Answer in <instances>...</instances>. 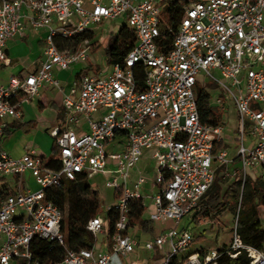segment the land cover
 <instances>
[{"label":"built area","instance_id":"built-area-1","mask_svg":"<svg viewBox=\"0 0 264 264\" xmlns=\"http://www.w3.org/2000/svg\"><path fill=\"white\" fill-rule=\"evenodd\" d=\"M161 10L155 0L0 2V64L10 63L7 40L24 34L23 17L32 28L48 31L39 68L0 84V264H15L21 258L31 264L33 243L39 238L66 247L57 264L115 260L124 264L123 259L138 249L154 253L153 264H219L222 253L236 258L243 252L250 264H264V242L260 248L249 245L239 231L248 176L264 182V0H198L187 5L169 48L161 39ZM120 17L136 34V44L121 64L111 65L108 72H83L64 92L66 118L51 130L60 168L48 166V159L34 147L20 157L2 148L6 129L22 118L23 103L46 85L61 90L55 72L88 60L90 40L76 49L60 50L55 37L95 33L94 25ZM138 72L144 76L142 84ZM202 72L228 96V100L217 96L212 104L221 109L231 104L238 114V170H230L235 158L221 145L224 124L203 123L200 118L195 87L202 82ZM246 133L254 139L249 146ZM147 149L153 150L159 187L148 219L172 225L154 238L140 240L130 210L134 199L143 198L140 188L145 178L132 187L129 175ZM222 165L226 174L242 177L233 243L223 252H189L196 235L178 224L194 213ZM79 173L88 179L109 175L106 185L121 193L108 207L119 214L114 232H107L104 217H93L87 228L95 235L94 246L73 249L62 231L63 209L47 200L46 189L61 187ZM27 174L35 179L36 189L23 185ZM259 211L264 218V203ZM98 233L107 235L105 247L98 245ZM152 257L141 264H150Z\"/></svg>","mask_w":264,"mask_h":264},{"label":"trees","instance_id":"trees-1","mask_svg":"<svg viewBox=\"0 0 264 264\" xmlns=\"http://www.w3.org/2000/svg\"><path fill=\"white\" fill-rule=\"evenodd\" d=\"M2 0H0L1 2ZM187 0H167V7L161 10V39L163 44L169 48L172 45L174 36L178 31L180 21L184 15V5ZM95 33L91 31L75 34L71 37H64L58 34L55 37L60 50L68 47L76 49L85 40H94ZM95 41L94 44H96ZM136 44V34L125 24L116 36L113 37L110 46L106 49V58L109 65L122 63L127 53ZM139 84L143 83V74L137 73ZM195 94L197 98L198 110L203 123L218 125L222 123V112L212 104L213 92L208 90L201 81L196 83ZM10 129H6L8 135ZM6 135V136H7ZM53 153L47 165L60 168L57 160L59 149L54 141ZM235 160L239 161V157ZM226 166L222 165L217 169L214 184L201 199L192 217L197 222V218H215L228 208L236 209L240 201V186L242 179L234 178L232 182L225 185ZM121 190H116L115 197H119ZM46 198L54 202L63 209L64 219L62 221V231L67 237V246L73 249L91 248L95 244V235L87 228L89 220L100 215L101 197L99 191L88 181L86 173H79L75 180L67 181L61 187H49L46 189ZM264 203V182L257 179L255 183L247 180L242 195L239 211V231L243 241L255 247H262L264 242V227L260 217L259 205ZM147 206L143 198L134 199L131 203V218L135 224L141 225L144 231H153V222L144 216ZM119 214L115 209H110L105 214V227L107 232H114L115 224ZM34 257L31 264H57L62 260L66 247L57 241L39 238L33 243ZM205 250H201L204 252ZM221 252L225 249H220ZM158 257V256H156ZM27 259H19L15 264H27ZM219 264H250V259L243 252L236 258L222 253Z\"/></svg>","mask_w":264,"mask_h":264},{"label":"rangeland","instance_id":"rangeland-1","mask_svg":"<svg viewBox=\"0 0 264 264\" xmlns=\"http://www.w3.org/2000/svg\"><path fill=\"white\" fill-rule=\"evenodd\" d=\"M125 24V18L120 17L94 25L93 28L95 30L96 37L91 41V44L89 45L90 50L88 60L82 65H86L89 70L96 72L102 70L104 67H111V65H109L107 62L105 52L106 49L110 46L113 37L117 35L122 26H124ZM95 41H97L96 44H94ZM65 49L72 50L74 49V47H68ZM204 74V72H202L201 74L202 84H204L208 90L214 93L212 100L217 96H220L222 99L228 100V96L222 90L220 84L213 79L208 80V77L204 76ZM203 76L205 79L202 78ZM219 110L220 112H222V123L225 127L224 144L230 153V158H235L238 154V148L241 143V140H239L238 120L231 107H227L226 109L219 108ZM18 135L20 136V144H22L23 146L27 144L34 145L42 157L48 159L49 157L56 155L53 153L52 147L54 139L51 132L19 133ZM245 142L246 145L249 146L252 142H254V139L248 133H246ZM229 168L230 170H238L240 168V162L238 160H235V162H233ZM225 169H227V167ZM154 174L155 173L153 172V175ZM228 174H226L225 171V176L223 178V182L225 185L230 184L234 178L242 179L240 175L233 177L230 175V173ZM108 178L109 175L104 176L103 174H99L88 179L89 183L99 191L102 201L100 212V215L102 217H105V214L108 211V207L110 205H113L117 200L115 197V189L109 188L106 185V180ZM256 180L257 179L254 176H248L249 182L255 183ZM26 184H30L33 189H36L38 186L35 179L32 176H29V174L26 175L23 182V185ZM143 200L145 205L150 203V199L148 198H144ZM153 211L154 207H149V210L146 209L144 216L148 218V215ZM237 213L238 207L235 210L232 209V207H228L222 213V215L218 217H210L207 219L199 216V218H197V222L192 219L193 213L184 216L178 224V227L180 229L188 228L189 230H192L196 235V239L191 245L189 252H200L203 249L210 251L230 248L234 240L233 228L235 226ZM152 224L154 227L153 231H144L141 225H137L136 229L138 230L140 240L151 239L157 232H159L160 229L172 225V223L169 222L165 225L159 222H153ZM262 224L264 227V218H262ZM97 239L98 245L101 244L104 247L107 245V235H105L104 233H98ZM152 255L153 257L150 261V264H153L156 261L154 257L155 254L149 251H144L143 249H138L136 252L130 255V257L124 258L123 261H132L134 262V264H141L144 259H148Z\"/></svg>","mask_w":264,"mask_h":264},{"label":"crops","instance_id":"crops-1","mask_svg":"<svg viewBox=\"0 0 264 264\" xmlns=\"http://www.w3.org/2000/svg\"><path fill=\"white\" fill-rule=\"evenodd\" d=\"M155 1L159 3L162 10L168 5L167 0ZM195 1L198 0H187L183 6L184 9L187 5ZM23 21L27 24L24 34L7 40L6 51L10 63L9 65L0 64V84H7L13 76H25L36 71L41 62L45 59L44 52L47 45L46 37L48 31L43 28H32L28 25V21L25 17H23ZM109 70L110 67L108 66L96 72L89 70L86 65L76 64L70 70L56 71L55 75L60 79L63 88L60 90L46 85L40 89L38 95L33 97L30 101L24 102L22 105V118L20 120L12 121L11 126L9 127L10 132L1 143V147L6 149L13 157L22 156L28 147L36 148L32 144H27L25 146L20 144V136L18 134L51 132L54 127L60 125L66 118V109L63 105V94L69 89L72 82L75 79H78L80 75L86 71L102 73L108 72ZM227 107L232 108L238 120V114L234 107L231 104H228ZM221 145L225 146L224 141ZM49 160L50 157L48 158V161ZM156 166V161L153 158V150L147 149L137 165L130 171L129 175V182L132 187L140 177L145 178V182L142 184L140 192L143 199H150V203L146 205L148 210L149 207H154L155 209L152 195H154L159 188L155 184ZM153 172L155 173L154 175ZM103 175L105 176L106 174ZM162 229H160L153 238L158 235ZM112 264L121 263L118 260H115ZM124 264L130 263L124 262Z\"/></svg>","mask_w":264,"mask_h":264}]
</instances>
